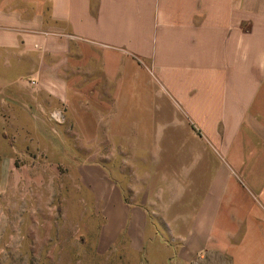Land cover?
Returning a JSON list of instances; mask_svg holds the SVG:
<instances>
[{
  "label": "crops",
  "instance_id": "0c3cea01",
  "mask_svg": "<svg viewBox=\"0 0 264 264\" xmlns=\"http://www.w3.org/2000/svg\"><path fill=\"white\" fill-rule=\"evenodd\" d=\"M60 112L107 136H191L206 180L181 258L264 264V0H0V136H52ZM101 197L107 234L144 219Z\"/></svg>",
  "mask_w": 264,
  "mask_h": 264
},
{
  "label": "rangeland",
  "instance_id": "374dc122",
  "mask_svg": "<svg viewBox=\"0 0 264 264\" xmlns=\"http://www.w3.org/2000/svg\"><path fill=\"white\" fill-rule=\"evenodd\" d=\"M57 115L44 126L52 136H0V264H201L181 258L206 180L191 136H144L165 132L149 123L142 136H107ZM106 188L143 213L140 225L107 234Z\"/></svg>",
  "mask_w": 264,
  "mask_h": 264
},
{
  "label": "built area",
  "instance_id": "2783aa9c",
  "mask_svg": "<svg viewBox=\"0 0 264 264\" xmlns=\"http://www.w3.org/2000/svg\"><path fill=\"white\" fill-rule=\"evenodd\" d=\"M56 117H58V115L53 116V119L56 120ZM58 120H59V119H57L56 121H58Z\"/></svg>",
  "mask_w": 264,
  "mask_h": 264
}]
</instances>
